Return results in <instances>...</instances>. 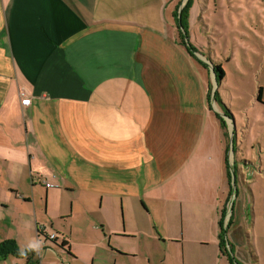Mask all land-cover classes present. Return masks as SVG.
<instances>
[{"label":"crops","instance_id":"1","mask_svg":"<svg viewBox=\"0 0 264 264\" xmlns=\"http://www.w3.org/2000/svg\"><path fill=\"white\" fill-rule=\"evenodd\" d=\"M157 3L167 0H0V184L16 200L21 185L48 198L62 186L114 215L140 197L216 191L226 173L219 121L178 46L174 11L150 17Z\"/></svg>","mask_w":264,"mask_h":264},{"label":"rangeland","instance_id":"2","mask_svg":"<svg viewBox=\"0 0 264 264\" xmlns=\"http://www.w3.org/2000/svg\"><path fill=\"white\" fill-rule=\"evenodd\" d=\"M173 11L178 46L188 55L206 112L219 121L225 142L226 173L216 177V191L208 188V200L140 197L124 209L119 203L112 215L105 203L99 207L100 200L73 196L62 186L49 188L48 198L43 186L21 183L24 196L16 200L2 183L0 243L17 239L18 253L0 264H235L232 257L237 264H264V0H167L150 17L171 21ZM50 231L57 233L55 241L47 237ZM60 236L72 242L71 251L60 245ZM32 239L43 244L38 253L26 247ZM133 250L135 255L128 254Z\"/></svg>","mask_w":264,"mask_h":264},{"label":"trees","instance_id":"3","mask_svg":"<svg viewBox=\"0 0 264 264\" xmlns=\"http://www.w3.org/2000/svg\"><path fill=\"white\" fill-rule=\"evenodd\" d=\"M215 70H216L217 78L222 80L223 77H224V71H223V69L221 67V64H217L215 66ZM206 98H207V102H208V97H206ZM257 99H262V87L261 86L258 87ZM217 117H218V115H217ZM219 225H220V230H221V233H220L219 237L221 239V244H223V241H224V239H223V232H224L223 231L224 230L223 229V215H221V219H220ZM37 231L39 232V229ZM60 245L61 246H65V245H67V243L65 242V240H62ZM230 252L233 255L232 248L230 249ZM13 253H18V248H17L16 243H15L14 240H5V241L0 243V259H3L6 256H8L9 254H13ZM232 259L235 262V264H237V261L235 260V258L232 257ZM35 264H38V263H35Z\"/></svg>","mask_w":264,"mask_h":264},{"label":"built area","instance_id":"4","mask_svg":"<svg viewBox=\"0 0 264 264\" xmlns=\"http://www.w3.org/2000/svg\"><path fill=\"white\" fill-rule=\"evenodd\" d=\"M20 97H21V104L22 105H29L30 104V98H29V96H25L23 93H20ZM41 182H43L46 187H50L51 186L50 183H47L44 180H41ZM47 237L49 239H51V240H55L57 238V236H56L55 233H50Z\"/></svg>","mask_w":264,"mask_h":264},{"label":"clouds","instance_id":"5","mask_svg":"<svg viewBox=\"0 0 264 264\" xmlns=\"http://www.w3.org/2000/svg\"><path fill=\"white\" fill-rule=\"evenodd\" d=\"M26 247L31 250V251H34V252H39V250L43 247V244L42 242L36 240V239H32L30 241H28Z\"/></svg>","mask_w":264,"mask_h":264},{"label":"water","instance_id":"6","mask_svg":"<svg viewBox=\"0 0 264 264\" xmlns=\"http://www.w3.org/2000/svg\"><path fill=\"white\" fill-rule=\"evenodd\" d=\"M215 86H216V85H215ZM231 123H232V126H233V124H234L233 118L231 119Z\"/></svg>","mask_w":264,"mask_h":264}]
</instances>
